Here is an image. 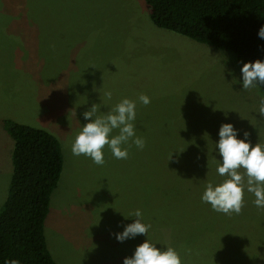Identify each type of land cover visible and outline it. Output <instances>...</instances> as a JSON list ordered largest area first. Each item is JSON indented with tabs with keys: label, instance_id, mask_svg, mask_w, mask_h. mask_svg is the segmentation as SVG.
Here are the masks:
<instances>
[{
	"label": "rangeland",
	"instance_id": "rangeland-1",
	"mask_svg": "<svg viewBox=\"0 0 264 264\" xmlns=\"http://www.w3.org/2000/svg\"><path fill=\"white\" fill-rule=\"evenodd\" d=\"M233 77L241 79L232 52L154 25L144 0H0V209L14 146L1 121L11 119L60 142L44 224L56 264H122L145 239H115L137 209L151 225L147 238L174 248L182 264H264V209L254 194L245 189L239 214L201 201L209 181L227 179L214 151L222 124L264 144V94ZM124 98L137 102L143 149L116 159L105 146L102 166L73 156L83 112L99 104L101 115Z\"/></svg>",
	"mask_w": 264,
	"mask_h": 264
},
{
	"label": "trees",
	"instance_id": "trees-1",
	"mask_svg": "<svg viewBox=\"0 0 264 264\" xmlns=\"http://www.w3.org/2000/svg\"><path fill=\"white\" fill-rule=\"evenodd\" d=\"M152 23L197 42L232 52L243 62L264 59V0H144ZM264 94V85H260ZM13 138L12 174L0 209V264H56L44 236L50 196L63 167L52 133L2 119Z\"/></svg>",
	"mask_w": 264,
	"mask_h": 264
},
{
	"label": "clouds",
	"instance_id": "clouds-1",
	"mask_svg": "<svg viewBox=\"0 0 264 264\" xmlns=\"http://www.w3.org/2000/svg\"><path fill=\"white\" fill-rule=\"evenodd\" d=\"M257 35L264 40V26L259 28ZM240 73L239 81L235 77L233 79L241 84L242 89L264 85V59L243 62ZM229 75H232L231 71ZM105 96L110 100L112 93L106 92ZM138 100L144 105L150 103L147 95L141 94ZM136 106L135 100L124 98L108 112L98 115L97 113L101 112L100 106L93 104L82 114L88 122L82 125L71 144L72 155H83L90 158L94 164L102 166L105 163V146L116 159H127L128 148L132 145L143 149L145 141L137 135L134 124ZM260 114L264 116V100L261 101ZM114 130H118L117 135H112ZM238 131L231 123L220 126L214 149L220 157L217 174L226 176L227 179L215 185L209 181L201 195L202 202L225 215L241 212L245 189L254 194L257 208L264 209V144H252L249 140L250 133L246 130L242 132V138H238ZM240 169L244 170L243 173ZM131 217H135V220L116 233L115 239L124 242L138 235L144 236L145 239L135 247L131 257L123 259L122 264H182L181 257L174 248L157 247L158 243H153L147 238L151 225L143 222V214L139 209L125 218ZM6 264H19V261L9 260Z\"/></svg>",
	"mask_w": 264,
	"mask_h": 264
}]
</instances>
